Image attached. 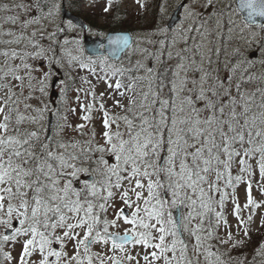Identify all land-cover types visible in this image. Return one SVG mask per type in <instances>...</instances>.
Here are the masks:
<instances>
[{
	"label": "snow or ice",
	"instance_id": "snow-or-ice-1",
	"mask_svg": "<svg viewBox=\"0 0 264 264\" xmlns=\"http://www.w3.org/2000/svg\"><path fill=\"white\" fill-rule=\"evenodd\" d=\"M178 7L94 59L62 0L0 5V264H264V0Z\"/></svg>",
	"mask_w": 264,
	"mask_h": 264
},
{
	"label": "rangeland",
	"instance_id": "rangeland-1",
	"mask_svg": "<svg viewBox=\"0 0 264 264\" xmlns=\"http://www.w3.org/2000/svg\"><path fill=\"white\" fill-rule=\"evenodd\" d=\"M65 2L67 4V6L72 10L77 12L80 16L85 17L87 16L88 19H90L92 22L94 21L95 24L98 25H102L103 21L106 20V18L110 15V13L112 12L113 7L118 9L119 12H122L123 10L128 13V17H134L132 20L129 19L130 23L132 24V26L134 28H136V30H134V36H137L139 34L151 31V30H144L142 27V24L139 20V14L140 16L142 15V19H152L154 18V14L153 11L156 9V12L160 13L159 7L154 6L153 5V0H141V3L145 5V7H141L140 4L137 3V0H114L113 6L110 9V11L108 13H105L103 11V8L106 6L107 4V0H62V2ZM19 0H0V5H3L4 3H8L9 5H12L13 3H18ZM167 4V11L164 14L159 15V19H158V23L156 25H160V26H167V22L171 16V14L173 13V11L177 8V6L181 3V2H187V0H163L162 3ZM155 7V9H154ZM183 13H184V9L181 12V19H183ZM19 11L18 10H14L11 13L8 12H4V11H0V23H3L4 17L7 15H19ZM61 18L63 19L62 15ZM65 22H67L68 20L63 19ZM6 27H11L6 26ZM93 34L98 35L97 33H104L106 34L107 32H99L96 28H93V30H91ZM256 31L259 33V29H256ZM78 32H79V28H78ZM80 37H81V42L83 44V31L79 33ZM104 36V35H103ZM260 39L261 37L258 35L257 39L255 41L256 46H259L260 44ZM84 46V44H83ZM85 49V47H84ZM86 49H85V55H86ZM102 57V56H101ZM125 58V57H123ZM136 57H133V60H135ZM118 62V61H117ZM255 71L258 74H264V68L260 67L259 65H257V68L255 69ZM85 73H81V75H84ZM46 99H50L53 103H52V107L55 108L57 106V104L59 103V99H58V94H52L50 97L46 98ZM73 104H75V101L72 100L71 101ZM100 130V126L99 124H97V131L99 132ZM254 195L257 196V198L259 199V193L254 192ZM234 222V221H233ZM251 247H254L253 245H249ZM252 250L254 249H249V256L247 257V261L251 262L253 260V254H252ZM259 260L260 258L257 257V264H259Z\"/></svg>",
	"mask_w": 264,
	"mask_h": 264
},
{
	"label": "water",
	"instance_id": "water-1",
	"mask_svg": "<svg viewBox=\"0 0 264 264\" xmlns=\"http://www.w3.org/2000/svg\"><path fill=\"white\" fill-rule=\"evenodd\" d=\"M181 11H182V7L176 8V10L173 12V14L171 15L168 21V25H171L174 27L180 21ZM62 17L64 19L71 20L78 27L83 26V29L85 31L83 35V44L85 46L87 53L91 56L109 55L107 40L105 38L106 35L127 34L130 36H134L133 33L129 30H113V31H109L105 36H94L91 33L87 32L88 25L86 24L84 19L78 14L71 11L64 2H63ZM258 22H259V19H258ZM102 45L104 47H101ZM123 55H124V52H120L116 56L111 57V59L120 60ZM50 121H52V119H50Z\"/></svg>",
	"mask_w": 264,
	"mask_h": 264
},
{
	"label": "trees",
	"instance_id": "trees-1",
	"mask_svg": "<svg viewBox=\"0 0 264 264\" xmlns=\"http://www.w3.org/2000/svg\"><path fill=\"white\" fill-rule=\"evenodd\" d=\"M163 0H153V5L158 6L162 3ZM155 9V7H154ZM154 18L152 19H142V15L139 14V20L142 24V27L144 30H151L154 25L158 23L159 15L160 13L156 12V9L153 11ZM128 13H126L124 10L122 12H119L118 9L114 8L112 9V12L110 15L106 18L105 21H103L102 25L95 24L94 21L92 22L90 19H88L87 16L83 17L84 20L88 23L90 30H93V28H96L99 32H107L109 30H131L132 32L136 30L130 23L129 19H133L134 17H128ZM87 53V52H86ZM88 55V54H86ZM90 56V55H88ZM101 56H93L94 59L99 58ZM125 57V55H124ZM113 60L110 59V62ZM117 62V61H116ZM259 239L258 236L253 235V240ZM249 249H254V247L248 246L246 248H243L240 250V252H233L232 255L235 257L237 255H243L248 257ZM252 254L254 255V250H252ZM248 261H246L247 264Z\"/></svg>",
	"mask_w": 264,
	"mask_h": 264
},
{
	"label": "flooded vegetation",
	"instance_id": "flooded-vegetation-1",
	"mask_svg": "<svg viewBox=\"0 0 264 264\" xmlns=\"http://www.w3.org/2000/svg\"><path fill=\"white\" fill-rule=\"evenodd\" d=\"M50 116V115H49Z\"/></svg>",
	"mask_w": 264,
	"mask_h": 264
}]
</instances>
